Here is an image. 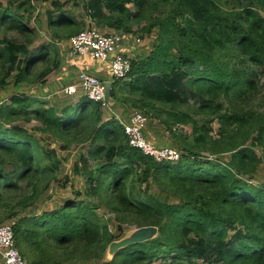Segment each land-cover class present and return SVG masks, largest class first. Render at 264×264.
<instances>
[{
	"label": "trees",
	"instance_id": "16d2710c",
	"mask_svg": "<svg viewBox=\"0 0 264 264\" xmlns=\"http://www.w3.org/2000/svg\"><path fill=\"white\" fill-rule=\"evenodd\" d=\"M70 1L50 0L49 25L62 31L54 38L70 39L84 26L65 8ZM80 1L98 26L125 33L148 11L162 10L147 29H158L152 50L132 58L128 78H112L110 98L161 120L181 157L158 161L131 146L123 123L86 95L57 107L26 92L11 94L0 104V225H12L27 264L102 259L125 225L156 226L158 234L103 264H264V183L253 180L264 163V106L255 104L264 77V0ZM32 8V0L0 1V88L12 77L17 86L44 84L60 65L56 42L34 45L38 33L20 12ZM42 62L34 77L30 71ZM36 132L51 135L59 149L88 145L74 164L86 184L84 199L27 213L61 165L57 147H45Z\"/></svg>",
	"mask_w": 264,
	"mask_h": 264
},
{
	"label": "rangeland",
	"instance_id": "374dc122",
	"mask_svg": "<svg viewBox=\"0 0 264 264\" xmlns=\"http://www.w3.org/2000/svg\"><path fill=\"white\" fill-rule=\"evenodd\" d=\"M5 5L7 0H0ZM60 2H65L68 0H58ZM73 1H70L65 8L70 12H72L73 16L79 21L80 23H84V26L81 27L80 31L86 29L88 25H91L90 27H96L99 31L103 32L104 30H109L108 27H100L98 26L94 21L91 20L89 15L87 14L83 1L79 0L76 3V5L73 4ZM33 8L31 9L30 13H24L23 9L20 10L21 13L24 14L26 18L31 19V26H33L36 29V33H38L36 38V41L34 45L39 44L40 42H56V47H58L60 54L63 53V51L69 50V44L70 39L63 37V38H54V35L56 32L62 34V31L60 29L52 28L49 25V20L47 17V10L51 8L50 0H32ZM130 8L132 10L135 9V7L132 4H129ZM13 8V7H12ZM14 9V8H13ZM15 10V9H14ZM57 12V11H56ZM162 13V10H154V11H148L146 16L141 20V22H133L132 26V34L129 36L130 39L133 41L134 50L132 51L131 55L133 58H140L145 57L147 54L150 53V51L153 48V44L155 42V39L158 34V29L153 28L151 31H148V27L150 26V21H152L153 17L160 15ZM79 31V32H80ZM5 33L1 29L0 30V36H3ZM7 36L9 37H16L19 41L24 40V35L21 33H18L16 31H8ZM41 35V37L39 36ZM139 39V40H138ZM33 45V46H34ZM66 49V50H65ZM47 63H38L35 65V67L32 68L30 71V74H34V77L36 76L37 72L43 69V67ZM58 73L60 69H55ZM101 78L103 79L104 76H106V71L102 70L99 72ZM70 78H74L71 81H75L79 85L80 83V72H78L77 69H75L69 76H65V81H68ZM10 85L0 88V104L3 102H7L9 96L13 93H20V92H26L28 94H33L36 96H39L42 99L50 100L51 104L57 107L64 106V103L66 101H69L70 95L66 94L64 91V88L67 86L64 84V82L57 83L55 87L57 88H44L45 86L42 85L40 82H27V83H21L18 86L13 84V77L10 78ZM79 91L84 92V88L82 86H78ZM260 87L262 88L260 95L257 97L255 104H261V107L264 106V77L263 80L260 83ZM79 95H73L74 99H71L70 101H77L80 96ZM55 100V101H54ZM116 105H114L112 108L104 107V115L106 117L111 116H122L125 117L128 112H141L146 116V123L143 128V132L145 136L150 139L151 142H153L156 146L159 147H168V146H174L176 143L172 140V135H170V132L167 130V127L165 124L159 120L158 118H154L151 115L147 114L145 110L135 108L132 106H128L127 104L123 103L122 101H118ZM117 109V110H116ZM127 112V113H125ZM131 118V116H130ZM129 118V119H130ZM129 119L125 120V122H128ZM19 124L24 125V120H19ZM33 122L26 124L27 128L31 131ZM214 130L216 131L218 129V124L216 121L213 123ZM186 130L190 129V126L185 127ZM214 131V132H215ZM36 135L40 137L42 144L47 148H53L57 147L58 151V158L61 162L60 168L57 171L56 174V180L52 181V184L48 191L44 192L41 196V198L36 202V204L28 209V214H40L45 210H53L63 203H65L67 200H70L75 197H79L81 199L85 198L84 191L86 190V184L84 182V179L81 175L74 173V164L77 160H79L80 155L88 150L87 144H73L68 149H59L56 144H53V139L51 135L42 134L41 132H36ZM251 143V140L249 141V144ZM259 154L261 153L260 149L258 150ZM230 154H222L219 157L222 160H228ZM93 164V162H92ZM66 176L68 179H66ZM253 180L257 183H264V163H261L258 170L254 174ZM149 192L154 195L159 194V190L156 187L150 188ZM78 193H81L79 195ZM98 212L100 215H102L108 222L110 229L115 232L116 234L119 233L118 229V222L116 221L114 215L108 211V208L106 206L100 205ZM125 232L122 233V236L119 238L121 240L124 237H128L131 235L132 232H134L137 227L133 225H125ZM157 236V235H156ZM154 236V237H156ZM153 237V238H154ZM120 250V249H119ZM117 252V251H116ZM115 252V253H116ZM115 255V254H114ZM112 253L107 251L102 259L99 260H93L90 262H80L75 264H103L104 262L111 261L113 256ZM171 260L164 262L163 264H188L187 261L182 263H171ZM0 264H5V260L3 258L2 252H0ZM192 264H207L203 262L202 260H196L192 262Z\"/></svg>",
	"mask_w": 264,
	"mask_h": 264
},
{
	"label": "built area",
	"instance_id": "2783aa9c",
	"mask_svg": "<svg viewBox=\"0 0 264 264\" xmlns=\"http://www.w3.org/2000/svg\"><path fill=\"white\" fill-rule=\"evenodd\" d=\"M124 36L121 33H104L96 27H87L70 38V44L74 52L81 55H89L101 61H110L112 76L116 79H126L132 69V58L128 56L122 46ZM139 40V39H138ZM79 85L84 88L83 95L99 102L103 108L110 105L107 98V82L101 77L82 71ZM78 84H71L64 88L67 94H78ZM146 116L141 112H134L128 122H123L129 144L142 150L158 161H177L181 152L174 146L159 147L148 139L143 128ZM0 252H2L5 264H27L20 250L16 246L14 232L10 223L0 225Z\"/></svg>",
	"mask_w": 264,
	"mask_h": 264
},
{
	"label": "crops",
	"instance_id": "0c3cea01",
	"mask_svg": "<svg viewBox=\"0 0 264 264\" xmlns=\"http://www.w3.org/2000/svg\"><path fill=\"white\" fill-rule=\"evenodd\" d=\"M90 26L91 25H88V27ZM108 29L109 30H104L103 32L104 33L118 32L124 36L125 39L122 42L123 49L128 56L133 58L131 53L134 50V46H133L132 39L129 38V36L132 33H125L121 30H116L113 28H108ZM59 61H60V65L58 69H60V71L57 73L56 70H54L52 73H50V75L47 77V82L42 84L43 86L46 85L44 88H48V89L54 88L57 85V83H61V82H64V84H66L67 86L71 84H77L75 83V81L74 82L71 81L74 78H70L68 81H65L64 79L65 76H69L75 69H77L78 72L80 73L82 71H87L99 77H102L100 76L99 72L102 70H105L107 74L106 76L103 77V79L106 81H112L113 76L111 72L110 61H101V60L94 59L89 55L78 54L73 51L71 44H69V50H67L66 52L63 51L62 54H59ZM79 94H83L82 91H79L78 94H68V96L70 95L69 96L70 99H68L69 101H66L64 105L72 103L73 101H70V100L74 99L73 95H79ZM109 101H110V105L108 106V108H112L114 105L119 103L117 100H113L111 98H109ZM133 114H134L133 112H128L126 115H124L125 117H122V116H117V117L114 116V117H116L117 119L120 120V122L123 123L125 120L129 119L130 116H132Z\"/></svg>",
	"mask_w": 264,
	"mask_h": 264
},
{
	"label": "water",
	"instance_id": "95a60500",
	"mask_svg": "<svg viewBox=\"0 0 264 264\" xmlns=\"http://www.w3.org/2000/svg\"><path fill=\"white\" fill-rule=\"evenodd\" d=\"M111 89H112V81H108L107 82V98H110ZM157 234H158V227L156 226L151 225V226L139 227L134 232H132L130 236L124 237L121 240L117 239L111 242L107 251H109L110 253L114 255L115 252L121 248H124L130 244L143 242V241L152 239Z\"/></svg>",
	"mask_w": 264,
	"mask_h": 264
}]
</instances>
